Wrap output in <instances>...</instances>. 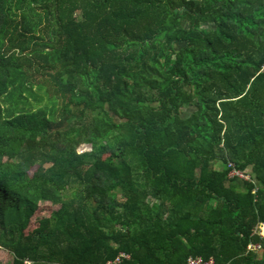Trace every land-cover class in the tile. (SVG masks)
Segmentation results:
<instances>
[{
	"label": "trees",
	"instance_id": "trees-1",
	"mask_svg": "<svg viewBox=\"0 0 264 264\" xmlns=\"http://www.w3.org/2000/svg\"><path fill=\"white\" fill-rule=\"evenodd\" d=\"M261 223L264 0H0L10 264H264Z\"/></svg>",
	"mask_w": 264,
	"mask_h": 264
},
{
	"label": "built area",
	"instance_id": "built-area-1",
	"mask_svg": "<svg viewBox=\"0 0 264 264\" xmlns=\"http://www.w3.org/2000/svg\"><path fill=\"white\" fill-rule=\"evenodd\" d=\"M229 175L232 176V177L233 176L234 177H239V178H243V179H246V180H252L253 179V176L250 173L245 172V171H243L241 169H237L235 167L231 169ZM258 230H259L260 236L263 237L264 236V223L260 224ZM250 248L257 250L259 248V245H253ZM128 258H130V257H128V255H126L125 253H122L114 261L109 262L108 264H120L122 259H128ZM188 264H215V263H214V261L212 259L203 261L199 257H196V258L191 257L188 260Z\"/></svg>",
	"mask_w": 264,
	"mask_h": 264
},
{
	"label": "rangeland",
	"instance_id": "rangeland-1",
	"mask_svg": "<svg viewBox=\"0 0 264 264\" xmlns=\"http://www.w3.org/2000/svg\"><path fill=\"white\" fill-rule=\"evenodd\" d=\"M191 112V110H188L186 113L189 114ZM91 148V146L89 144H82L79 147V151H85V150H89ZM11 263V256L5 252L0 250V264H10Z\"/></svg>",
	"mask_w": 264,
	"mask_h": 264
}]
</instances>
